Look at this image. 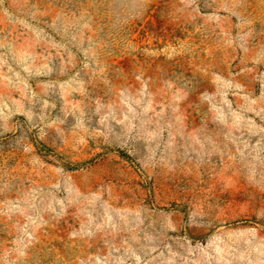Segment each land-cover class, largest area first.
Returning a JSON list of instances; mask_svg holds the SVG:
<instances>
[{
    "label": "rangeland",
    "instance_id": "rangeland-1",
    "mask_svg": "<svg viewBox=\"0 0 264 264\" xmlns=\"http://www.w3.org/2000/svg\"><path fill=\"white\" fill-rule=\"evenodd\" d=\"M0 264H264V0H0Z\"/></svg>",
    "mask_w": 264,
    "mask_h": 264
}]
</instances>
